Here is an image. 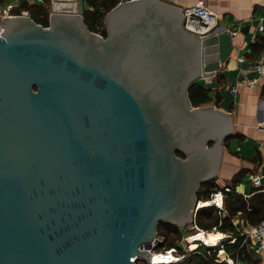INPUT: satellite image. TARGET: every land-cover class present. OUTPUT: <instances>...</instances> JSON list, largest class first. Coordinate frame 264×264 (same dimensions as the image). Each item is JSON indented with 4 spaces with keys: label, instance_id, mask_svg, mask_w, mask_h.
Returning a JSON list of instances; mask_svg holds the SVG:
<instances>
[{
    "label": "water",
    "instance_id": "obj_1",
    "mask_svg": "<svg viewBox=\"0 0 264 264\" xmlns=\"http://www.w3.org/2000/svg\"><path fill=\"white\" fill-rule=\"evenodd\" d=\"M85 9L2 19L0 264L150 260L161 222L194 226L234 133L231 113L189 97L230 55L229 31L202 37L173 3L124 0L105 37Z\"/></svg>",
    "mask_w": 264,
    "mask_h": 264
},
{
    "label": "crops",
    "instance_id": "obj_2",
    "mask_svg": "<svg viewBox=\"0 0 264 264\" xmlns=\"http://www.w3.org/2000/svg\"><path fill=\"white\" fill-rule=\"evenodd\" d=\"M27 0H18L23 4ZM31 4H40L41 0H28ZM124 1V0H121ZM181 8L193 4L196 0H164ZM217 14L216 31H234L230 55L221 65V69L210 78L198 81L211 90L216 108L231 113L234 120V133L243 135V139L233 136L225 142V149L218 175L220 187L231 185V181L239 171L247 173L237 185V191L249 196L252 191L251 173H257L264 183V78L255 86L247 85L254 78L252 69L261 55H264V32L258 31L264 24V0H204ZM86 9L94 10L89 2L82 0ZM100 9V8H98ZM96 9V10H98ZM51 10V6H50ZM245 62H240V57ZM244 81V84H240ZM237 85L238 92L232 88ZM242 228L249 224L238 218Z\"/></svg>",
    "mask_w": 264,
    "mask_h": 264
},
{
    "label": "trees",
    "instance_id": "obj_3",
    "mask_svg": "<svg viewBox=\"0 0 264 264\" xmlns=\"http://www.w3.org/2000/svg\"><path fill=\"white\" fill-rule=\"evenodd\" d=\"M15 0H0V6ZM89 2L94 10L85 9V23L91 31L98 32L103 36H107V29L104 24L106 14L114 8L121 0H84ZM50 6L51 0H42L40 4H31L28 0L25 1L21 9L28 10L30 16L44 26H49L50 23ZM100 8V9H98ZM98 9V10H96ZM19 11V9H18ZM211 90L205 88L199 81L195 82L190 90L189 97L193 106L208 105L213 101L210 95ZM264 95V89L262 91ZM233 136L240 140L243 135L235 134L226 138L225 142ZM183 156V153L178 152ZM246 170L239 171L234 175L231 185L220 187L216 179L204 182L198 193V199L201 201H211V195L217 190H223L225 194L224 210H219L213 205L205 206L197 212L196 224L200 230L205 231L208 235L214 236H230L233 242H225L223 249L234 260V264H261L253 252L247 249L244 243V236L241 235V225L237 223L238 218H243L249 225H257L264 221V187H255L250 192L249 196H244L237 191V185L246 175ZM158 234L165 237V242L161 248L171 249L178 248L179 242L182 240V229L177 225L161 222L158 226ZM217 250L212 247L203 245L198 251L190 253L182 260L172 264H228L220 262L217 256Z\"/></svg>",
    "mask_w": 264,
    "mask_h": 264
},
{
    "label": "built area",
    "instance_id": "obj_4",
    "mask_svg": "<svg viewBox=\"0 0 264 264\" xmlns=\"http://www.w3.org/2000/svg\"><path fill=\"white\" fill-rule=\"evenodd\" d=\"M42 1V0H41ZM22 4L18 2V0H15L13 2H9L3 6H0V36L3 32V26H2V19L6 17H14L16 15H30L28 10L21 9ZM19 9V11H18ZM183 14L186 19V26L189 30L201 35L202 37H205L209 34L217 32L215 29L217 27V14L205 3L204 0H196L193 4L187 5L182 8ZM258 31L260 33L264 32V24L259 26ZM232 34H234V31H231ZM240 62H245V57L239 58ZM252 69L255 73L254 78L247 82V85L249 86H255L259 83L261 79L264 78V55H261L259 59L253 63ZM244 81H241L240 84H244ZM232 92L236 94L238 92L237 85H235L232 88ZM249 179L252 182V187H264V183L262 181V178L257 173H251L249 175ZM224 190L228 191L229 188H225ZM221 195L222 196V205H218L216 202L217 197ZM225 194L223 190H217L215 193L211 195V201L213 206L218 208L219 210H224L225 206ZM196 221L194 223V226H191V228H187V231L193 230L196 232L197 229ZM183 232V230H182ZM183 234H185L183 232ZM241 235L244 236V243L247 246V249L252 251L254 256L259 259L261 264H264V221L257 224V225H248L245 228L241 227ZM188 235H184L186 237ZM165 242V237L158 234L157 238L150 244V247L142 248L145 250H148L151 257L150 260H146L145 258L141 256H136L132 258L133 264H172L175 262H178L182 260L184 257L189 255L190 253H193L195 251H198L203 245L202 241H193L196 242V244H192V246H186V248L182 247L181 244H179V247L182 250H179L178 248H171L169 250H166L164 248H161V245ZM207 246V245H205ZM208 247V246H207ZM164 249V250H160ZM172 251L175 255H177V260H175L172 263H155L153 256L155 253H163V252H169Z\"/></svg>",
    "mask_w": 264,
    "mask_h": 264
},
{
    "label": "bare ground",
    "instance_id": "obj_5",
    "mask_svg": "<svg viewBox=\"0 0 264 264\" xmlns=\"http://www.w3.org/2000/svg\"><path fill=\"white\" fill-rule=\"evenodd\" d=\"M216 202L218 203V205H222V196L221 195H219L217 197ZM212 204H215V203H212L210 201L206 202V203H204L203 201H200V203H199L200 206H210ZM205 233H206L205 231L197 230L194 234H192L191 236L188 235L187 237H188V240L190 242L202 241V242L206 243L208 247L221 249L220 255L223 258H227V257H225V253L226 252H225V250H222V246H221L222 242L226 241V240L223 237L214 236V235H208V234H205ZM225 238L226 239H228V238L231 239L229 236H227ZM153 259H154L155 263H172L175 260H177V256L173 255L172 251H169V252H165V253H155L154 256H153ZM229 261L231 263L233 262L232 260H229Z\"/></svg>",
    "mask_w": 264,
    "mask_h": 264
},
{
    "label": "rangeland",
    "instance_id": "obj_6",
    "mask_svg": "<svg viewBox=\"0 0 264 264\" xmlns=\"http://www.w3.org/2000/svg\"><path fill=\"white\" fill-rule=\"evenodd\" d=\"M208 105H211V104H208ZM205 106V105H204ZM223 144L225 145V142H223ZM216 181H217V179H216ZM204 203H206V202H209V201H203ZM191 228V227H190ZM183 232L185 233V234H183V237H182V240L179 242V244H181L182 245V247H184V248H186V246H192V244H196V242H190L189 240H188V237L186 236V237H184V235H192V234H194L195 232L193 231V230H191V231H187V230H183ZM206 234V233H205ZM219 237H223L225 240H227L225 237H227V236H224V235H220ZM229 239V238H228ZM227 242H233V239L230 241H227ZM204 243V242H203ZM205 245H207L206 243H204ZM222 245H224L223 244V242H222ZM221 245V246H222ZM214 250H217V256L219 257V261L220 262H227L228 264H234L235 262H234V260L230 257V255L226 252L225 253V257H227V258H223L221 255H220V251H221V249L220 250H218V249H216V248H213ZM160 250H164V249H160ZM166 250H169V249H166ZM222 250H224L223 249V247H222ZM163 253H165V252H163ZM173 255H175L174 253H173ZM177 256V255H176ZM229 260H232L233 262L231 263Z\"/></svg>",
    "mask_w": 264,
    "mask_h": 264
}]
</instances>
